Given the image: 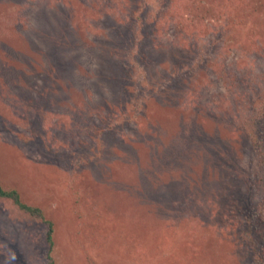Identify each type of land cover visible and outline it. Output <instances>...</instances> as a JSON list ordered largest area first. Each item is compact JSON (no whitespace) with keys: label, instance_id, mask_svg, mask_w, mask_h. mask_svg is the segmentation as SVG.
<instances>
[{"label":"rangeland","instance_id":"rangeland-1","mask_svg":"<svg viewBox=\"0 0 264 264\" xmlns=\"http://www.w3.org/2000/svg\"><path fill=\"white\" fill-rule=\"evenodd\" d=\"M190 2L182 28L159 34L150 0H0V179L55 222L57 264H200L206 252L187 242L195 225L174 226L172 246L156 249V223L144 224L146 154L175 144L164 181L223 226L225 264H264V168L254 141L230 131L246 99L263 104L264 0L247 1L226 58L209 67L182 39L214 33L217 1ZM253 126L264 147V117ZM84 155L92 162L79 164ZM211 240L208 264H219ZM45 251L41 225L0 200V264H45Z\"/></svg>","mask_w":264,"mask_h":264},{"label":"trees","instance_id":"trees-1","mask_svg":"<svg viewBox=\"0 0 264 264\" xmlns=\"http://www.w3.org/2000/svg\"><path fill=\"white\" fill-rule=\"evenodd\" d=\"M62 0H57V3H60ZM94 3V0H92ZM151 3H156L157 7L153 10L152 15L154 18L155 28L157 33L163 34V32L167 30H171L173 26H178V28H182L181 25H184L187 20L185 19V16L191 15V13H194L196 11V7L193 6L192 2L190 0H150ZM169 1V3L167 2ZM215 3V13L212 14V18L214 17L216 19V27L213 31L212 35H205L203 34V30L198 36L196 33L194 34V37L191 38L190 35H188L189 31H185L187 35L184 39H182L183 42H186L187 45H194L195 55L196 58H201L203 63H209L214 59L216 54L223 50V58H226V50L230 46L231 43L235 40V36L239 29H241L238 24H236V21L238 20V15L240 14V11L243 9V7L246 6L248 0H216ZM160 2V3H159ZM150 3V4H151ZM85 7L90 8V5L87 4ZM207 12V11H206ZM192 16V15H191ZM211 17V16H210ZM184 23V24H183ZM195 23V20H193L192 24ZM206 28L207 26L204 24L203 26ZM196 35V36H195ZM204 36V37H203ZM230 38H233L231 40ZM230 42V43H229ZM162 44V43H161ZM221 56V54H220ZM222 57L219 59L221 62ZM201 62V63H202ZM209 67V66H208ZM144 67L141 66V68L136 69V76H139L142 72V69ZM194 68V67H193ZM190 69V66H187V70ZM218 69V68H215ZM216 71L213 68H211V71L209 69V72L211 75H216ZM234 70L230 71L227 70L226 73L227 76L224 79V81H228V86H232L234 89L238 88V78L235 75ZM210 76H204V81L209 80ZM250 80L251 78L248 77ZM238 81V82H237ZM199 82V81H197ZM243 82L247 84V78H243ZM240 84V83H239ZM245 86V85H244ZM201 89V88H199ZM246 93V92H243ZM246 99V96H242ZM258 103V100L256 98L252 100L246 99V104L244 108L241 110L244 115H247V118L239 117L237 114L234 115L230 121L233 123L230 125V131H232L233 134H245L246 137L250 141H254L252 143V146L254 150L256 151V158L259 159V164L264 168V147L261 145V140H257L256 136L254 134V123L257 120L263 119L264 117V100L262 106H260L258 109L253 107ZM250 110V111H249ZM258 110V111H256ZM234 119V121H233ZM139 121V118L134 116V118L131 121V124L133 128L135 129L137 127V123ZM45 125V124H44ZM259 127H262V123L259 124ZM129 130L132 132L133 129L129 128ZM30 132V131H28ZM119 140L127 141L129 138H131V134L128 132H122L119 134ZM71 140V138H69ZM74 139H80L77 138L75 135ZM73 139V140H74ZM175 140V139H174ZM174 146V147H173ZM172 148L178 147L175 145H170ZM169 149L167 153L161 154L159 149L152 148L150 151L152 152V155L146 154V158L148 159V165L149 168L147 169L148 174V181L143 186V191L145 193L144 198H139V200H144L148 207H145V210H143V217L147 221L144 222L145 225L148 226V223L150 225H154L156 223L157 228L152 230L151 233H156L159 235L157 238V245L156 249H169L170 245L172 243V238L170 237V231H172L173 227L183 229L185 227L194 226L193 231L191 234L187 237L188 241L190 242V246L192 249L194 247L198 250H200L198 243L201 245V250L203 252H206L204 257L201 258L200 264H208L211 262V259H208L206 257L207 251H205L207 248H209V242L210 239H212V243L215 244L213 246V253L218 255L219 257V264H225L226 258L223 255H220L224 251L223 245H228L227 238H224L222 227L219 229L216 225L211 224L207 218L206 215H204V212L199 211L195 207V200L191 201L190 193L185 190V194H182V187L179 185H175V181L173 178H169L167 182L164 181V175H169L170 173H173L174 171L173 167L175 165L176 161V155L172 153L173 149ZM177 149V148H176ZM103 151V150H102ZM104 153V152H103ZM86 158L85 155L81 157V161L79 164H81L82 161H86L91 163L92 160L90 159H84ZM146 159V160H147ZM257 159V160H258ZM191 160H194L191 158ZM215 161V160H214ZM207 165L212 166V159L208 158ZM91 166V165H90ZM225 167V166H224ZM150 170V171H148ZM142 173V172H140ZM174 176V175H172ZM175 177V176H174ZM150 179L154 180L151 181ZM176 179V177H175ZM163 180L159 184V181ZM178 190H175L174 188H179ZM186 188V187H183ZM142 194V192L140 193ZM176 194V196H175ZM133 199H137V192H133ZM153 198H152V197ZM193 197V195H191ZM158 197L167 199V202H164V207L166 211H160L159 212L153 207V204L158 206L160 208L161 206V199H158ZM0 200L5 201L8 205L15 208L17 211L25 215L27 218L32 220L33 222H36L41 225L42 229V239L46 246L45 251V264H57L56 258H55V252H56V225L55 222L50 219L45 211L37 206L32 205L29 203H26L23 200L22 193L19 191L18 188L5 185L3 181L0 179ZM232 206V205H231ZM235 206V205H234ZM148 209V210H147ZM229 214L234 213L233 206L231 209H229ZM225 216V215H224ZM227 217V216H225ZM229 217V215H228ZM159 224V225H157ZM227 225V223H224V226ZM161 229H165V233L159 232ZM147 231V230H146ZM217 231V234L213 236L214 232ZM164 232V231H162ZM194 232V233H193ZM193 235H195L193 237ZM227 236V234H225ZM235 241V240H234ZM172 246V245H171Z\"/></svg>","mask_w":264,"mask_h":264}]
</instances>
